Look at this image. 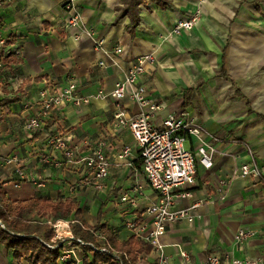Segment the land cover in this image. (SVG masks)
Returning <instances> with one entry per match:
<instances>
[{
  "label": "crops",
  "instance_id": "1",
  "mask_svg": "<svg viewBox=\"0 0 264 264\" xmlns=\"http://www.w3.org/2000/svg\"><path fill=\"white\" fill-rule=\"evenodd\" d=\"M76 5L80 24L74 28L67 25L72 14L63 0H14L0 8L4 35L15 38L22 50L10 66L25 79L21 93L9 83L0 86V182L7 198L72 201L90 227L103 223L119 242L135 238L147 243L133 235L126 221L140 219L158 194L143 174L131 132L116 126L111 94L138 57L153 53L156 64L147 67L140 82L147 97L164 106L154 125L161 128L169 115L184 112L219 139L213 167L205 170L198 164L196 184L178 190L191 197L180 199L175 210L198 207L192 211L193 223L181 220L167 227L162 243L170 264H204L217 253L264 258V183L239 173L247 162L246 147L255 151L264 172V0H148L138 7L140 21L133 30L123 0H76ZM196 12L201 19L192 31L170 36L177 21ZM85 31L104 40V52L94 49ZM118 48L121 54L115 53ZM71 83L89 102L53 112L42 118L36 135H28L26 120L41 118L39 92ZM25 101L34 104L24 109ZM122 110L127 117L141 111L128 97ZM56 136L69 138L77 164L67 163L49 143ZM101 141L108 144L111 169L97 190L87 182L90 173L79 158L92 154ZM126 147L132 148L130 156L118 159ZM186 147L196 153V140L187 139ZM14 157L45 181L43 189L28 182L16 187L17 164L8 163ZM221 181L228 186L222 189ZM124 195L136 197L138 207L122 203ZM242 229L252 230L253 236L238 245L235 236ZM182 252L189 255L188 262ZM138 263L158 264V254L151 247ZM0 264L28 262L17 261L13 251L0 245Z\"/></svg>",
  "mask_w": 264,
  "mask_h": 264
},
{
  "label": "built area",
  "instance_id": "2",
  "mask_svg": "<svg viewBox=\"0 0 264 264\" xmlns=\"http://www.w3.org/2000/svg\"><path fill=\"white\" fill-rule=\"evenodd\" d=\"M13 2L14 0H0V8ZM63 3L65 10L72 14L67 21L68 27L79 26L80 13L77 9L76 0H63ZM200 19V12H196L187 19L177 21L170 36L178 37L184 33H189L196 27ZM85 33L94 41L96 51H105L103 39L96 37L92 31H85ZM115 53L121 54L122 49H116ZM21 54L22 50L16 43V39L12 40L6 37L0 23V86L3 83H9L16 93L23 92L25 79L16 77L10 63L12 58H19ZM155 64L156 58L153 53L138 57L125 78L116 83L111 96L116 101L117 111L114 115L116 126L131 132L137 147L140 149L143 174L150 187L158 194L157 200L141 213V218L127 220L126 226L134 236L150 244L158 254V264H170V258L165 252V245L162 243V238L167 233V227L181 220L193 223L195 215L192 214V211L198 207V205H193L175 210L174 207L180 199L191 197L190 192L178 190L196 184L198 164L205 170H210L213 167L214 157L217 153L216 144L219 139L208 129L190 119L188 114L184 112L169 115L163 121L161 128L154 125L153 120L156 114L161 112L164 106L147 97L146 88L140 82V78L146 74L148 66ZM100 66H105V63L101 62ZM127 97L140 107L141 111L135 117H127L126 112L122 110V101ZM88 102L89 98L79 97L78 87L74 83L61 88L43 89L39 92L38 102L41 107V118L31 117L26 120L24 130L28 135L34 136L43 127L42 118H47L53 112L69 104L79 107ZM33 104L32 101H25L23 108L30 109ZM189 138H194L197 142L196 153L186 147V141ZM49 143L55 149L63 152L67 163L77 164L76 152L70 145L69 138L56 136L50 138ZM107 147L108 144L101 141L92 154L79 158V163H82L90 173L86 179L87 182L97 190L102 189L103 182L110 175L111 163L105 152ZM131 151V147H126L118 155V159L123 160L129 157ZM246 151L247 162L239 168L240 177L264 183V172L255 151L250 147H246ZM8 163L17 164L14 173L16 187H20L25 182L34 185L37 189L45 187V181L28 173L15 157L8 159ZM228 183L221 181L220 186L223 189V187L228 186ZM121 201L132 208L138 207L136 197L124 195ZM75 223L76 221L62 219L46 222L55 230V237L52 241L62 247L60 263L85 264L88 260L93 263V253H87L84 249L86 243L74 236L72 225ZM252 236V230L242 229L236 234L235 240L238 245H241ZM102 251L105 252L106 250L103 249ZM181 257L186 262L189 261V255L186 252H182ZM204 264H264V258L236 259L228 253H217L211 254Z\"/></svg>",
  "mask_w": 264,
  "mask_h": 264
},
{
  "label": "trees",
  "instance_id": "3",
  "mask_svg": "<svg viewBox=\"0 0 264 264\" xmlns=\"http://www.w3.org/2000/svg\"><path fill=\"white\" fill-rule=\"evenodd\" d=\"M147 1L123 0V14L130 16L131 30L140 21L138 7ZM222 74L225 75V69ZM36 216H39L38 220H34ZM58 219L76 221L72 225L74 236L86 243L84 249L87 253H93L94 262L88 260L85 264H138L139 256L151 250L149 244L135 238L117 241L103 223L90 227L84 221L79 205L72 201L35 199L13 202L7 198L0 182V245L13 251L17 261L25 259L28 264H61L62 247L52 241L55 230L46 224L49 220Z\"/></svg>",
  "mask_w": 264,
  "mask_h": 264
}]
</instances>
